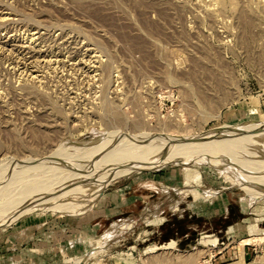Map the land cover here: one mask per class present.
<instances>
[{"label": "rangeland", "instance_id": "rangeland-1", "mask_svg": "<svg viewBox=\"0 0 264 264\" xmlns=\"http://www.w3.org/2000/svg\"><path fill=\"white\" fill-rule=\"evenodd\" d=\"M189 138L264 149V0H0V264H264Z\"/></svg>", "mask_w": 264, "mask_h": 264}, {"label": "bare ground", "instance_id": "bare-ground-1", "mask_svg": "<svg viewBox=\"0 0 264 264\" xmlns=\"http://www.w3.org/2000/svg\"><path fill=\"white\" fill-rule=\"evenodd\" d=\"M172 140V139H171ZM185 140V139H184ZM182 141V143L180 142V144H182V145H184V146H186L187 148H193L196 152H198L199 154H200V156L202 157V158H204L208 163H211V164H213V165H216L217 167H220L222 170H225L226 171V173H228L229 174V176H236V177H240V179L242 178V177H245L246 175H251V174H245V171H244V168H242L241 166H246V167H257L258 166V160H259V158H261V156H262V154L264 153V149H256V150H252L251 152H249V154L248 155H242L241 156V154H240V148H238V147H236V146H234V145H232V144H229V145H227V147H228V151L230 152V153H232V154H234V158L235 159H238V161L240 162V163H237L236 165H229V164H227L224 160H223V158L221 157V154L222 153H219V154H217V153H215V152H211V149L209 150V148L207 149L206 147H205V145L204 146H201V144L205 141V140H207V139H205V140H202L203 142L199 145V144H197L199 141H200V138H199V141H197L198 139L197 138H194V139H191V138H189V139H186V141ZM196 140V141H195ZM157 141V140H156ZM155 141V142H156ZM141 142V141H140ZM153 142V141H152ZM169 143V142H168ZM168 143H166V144H168ZM179 143V142H178ZM205 143V142H204ZM203 143V144H204ZM207 143V142H206ZM155 144H157V143H155ZM158 144H160V143H158ZM163 145H165V143L163 144ZM160 146V145H159ZM161 146H162V143H161ZM166 146V145H165ZM178 146H180V145H178ZM177 146V147H178ZM183 146V147H184ZM200 147V148H199ZM201 147L203 148V147H205L204 149H201ZM208 147V146H207ZM211 147V146H210ZM186 148V149H187ZM166 149V148H165ZM183 149H185V148H183ZM205 149H207V151L208 152H206L205 151ZM132 150V149H131ZM172 150V149H171ZM192 150V149H191ZM193 150V151H194ZM202 150H204V151H202ZM140 151V150H139ZM212 151H214V150H212ZM166 152H168V151H166ZM190 152V151H189ZM139 153H141V152H139ZM226 154V153H225ZM124 155V154H123ZM136 155V154H135ZM139 156H140V154H139ZM132 158V157H131ZM240 158H241V160H240ZM128 159V158H127ZM119 161V160H118ZM224 171V172H225ZM247 177V176H246ZM230 178V177H229ZM239 180V179H238ZM247 182H250V181H247ZM239 185H244V183H245V181L243 182L242 180H239ZM242 187V186H241ZM258 242H260V243H263L264 242V237H260V238H255V237H253V238H247V239H244V240H242L241 241V243L240 244H242V245H244V246H251L252 244H256V243H258Z\"/></svg>", "mask_w": 264, "mask_h": 264}, {"label": "trees", "instance_id": "trees-1", "mask_svg": "<svg viewBox=\"0 0 264 264\" xmlns=\"http://www.w3.org/2000/svg\"><path fill=\"white\" fill-rule=\"evenodd\" d=\"M179 234H180V232H179ZM187 234V233H186ZM184 235V233H181V236L180 237H182ZM166 237V236H165ZM164 238V237H163ZM168 238V237H167ZM172 238V237H171ZM176 239V238H175ZM166 240V239H165ZM189 241L191 242V241H193V238H191V239H189ZM163 242V241H162ZM165 242V241H164ZM180 243V242H179Z\"/></svg>", "mask_w": 264, "mask_h": 264}, {"label": "crops", "instance_id": "crops-1", "mask_svg": "<svg viewBox=\"0 0 264 264\" xmlns=\"http://www.w3.org/2000/svg\"><path fill=\"white\" fill-rule=\"evenodd\" d=\"M202 238H203V236H202ZM161 239H162V238L160 237V240H158V241H161ZM175 240L177 241L178 239L176 238ZM200 240H201V239H200Z\"/></svg>", "mask_w": 264, "mask_h": 264}]
</instances>
